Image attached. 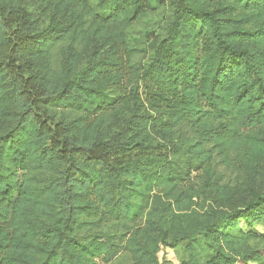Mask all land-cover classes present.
Segmentation results:
<instances>
[{"label": "trees", "instance_id": "trees-1", "mask_svg": "<svg viewBox=\"0 0 264 264\" xmlns=\"http://www.w3.org/2000/svg\"><path fill=\"white\" fill-rule=\"evenodd\" d=\"M31 1L0 0V264H264V190L199 206L170 156L187 130L209 180L214 155L264 169V0ZM164 2L126 79L131 28Z\"/></svg>", "mask_w": 264, "mask_h": 264}, {"label": "rangeland", "instance_id": "rangeland-1", "mask_svg": "<svg viewBox=\"0 0 264 264\" xmlns=\"http://www.w3.org/2000/svg\"><path fill=\"white\" fill-rule=\"evenodd\" d=\"M35 1L36 0H32L28 5L30 9L34 7ZM167 6L168 4L164 2V4H159V8L154 11L147 8L146 14L142 20L132 26L130 41L134 47L138 48L139 53H134L132 56H130L129 53H126L124 58V73L127 75L126 79H128L129 74H131L130 64H142L145 61L147 54L144 53L142 49H144V46L146 45L147 38L151 37L149 35L154 31H159V29L164 26L165 20L169 18L170 11ZM49 22V17L42 18L40 28L45 30L48 28ZM59 57H62L61 53L59 54ZM126 79L125 83H127ZM142 97H145L144 91H142ZM57 115L58 116L52 118L51 121L58 123L61 114L58 113ZM173 140L176 144L177 150L175 151L176 153L174 152L170 154V156L172 159H176L178 162L183 163V167H191L192 169L191 174L189 175V182L187 184L183 183V190H188V184L193 185L194 190L191 194H194V200L199 206L208 203L220 204L215 196L216 193L214 191V186L216 184L227 187L232 199V207L235 210L242 208L252 197L262 192L261 189L264 190V169L257 173V179H251V176L246 174L242 169L222 164L220 158H218L217 155H214L215 153L213 152L216 161V171L209 180V177L202 172V169L197 168L198 164H200V160L197 154L191 150V148L196 145V138L193 137L189 131L183 130L174 132ZM241 227L243 230L248 231V228L245 227L244 223H241ZM253 232L262 238L264 235V227L258 224L253 229ZM254 243H256V241L253 242V244ZM158 258L159 264H181L186 256L180 247L172 248L162 246ZM132 263L133 261L130 254H128L127 251H122L111 264Z\"/></svg>", "mask_w": 264, "mask_h": 264}]
</instances>
